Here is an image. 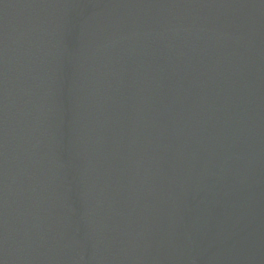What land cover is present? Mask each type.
<instances>
[{
	"label": "water",
	"instance_id": "water-1",
	"mask_svg": "<svg viewBox=\"0 0 264 264\" xmlns=\"http://www.w3.org/2000/svg\"><path fill=\"white\" fill-rule=\"evenodd\" d=\"M0 264H264V0H0Z\"/></svg>",
	"mask_w": 264,
	"mask_h": 264
}]
</instances>
